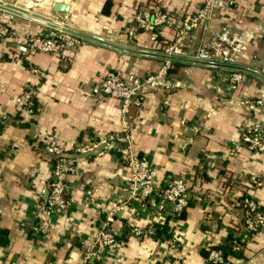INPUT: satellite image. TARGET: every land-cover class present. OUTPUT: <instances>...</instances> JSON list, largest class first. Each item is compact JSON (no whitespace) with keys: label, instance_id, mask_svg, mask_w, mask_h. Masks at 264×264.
Segmentation results:
<instances>
[{"label":"crops","instance_id":"1","mask_svg":"<svg viewBox=\"0 0 264 264\" xmlns=\"http://www.w3.org/2000/svg\"><path fill=\"white\" fill-rule=\"evenodd\" d=\"M58 2L63 3H5L144 56L90 42L62 56L30 53L20 41L0 38V230L6 233L0 264H83L85 252L96 250L101 233H111L117 243L100 264H170V258L208 264L209 251L219 249L231 235L242 244L238 257L229 256L227 264H264V229L254 236L241 234L239 205L243 197L252 196L264 214V153L251 152L242 142L246 129L264 126L263 81L244 74L243 83L233 85L232 72L184 64L172 75L177 89L148 90L144 106L132 111L133 150L156 168L157 187L172 178L187 180L191 204L182 214L165 213L157 201L133 196L130 171L114 145L108 149L100 144L121 131L120 102L93 90L112 69L123 77L157 73L163 65L162 47L175 42L185 19L198 14L204 0H67L69 13L56 14ZM46 5L52 6L49 13L35 9ZM155 8L168 15L173 27H165L156 42L145 33L129 41L127 29L135 14ZM2 22L33 37L54 31L0 10ZM211 30L252 36L238 67L264 75V0H237L235 8L217 13L208 26L201 23L184 41L186 52L194 54ZM29 90L37 93L33 115L16 107V99ZM247 101L261 105L250 109ZM51 140L76 160L77 172L65 178L69 212L53 234L44 236L30 218L33 201L41 194L43 202L48 198L53 162L44 149ZM118 201L124 203L121 211ZM149 225L163 234L132 235ZM169 237L176 240L174 250L166 245Z\"/></svg>","mask_w":264,"mask_h":264},{"label":"built area","instance_id":"2","mask_svg":"<svg viewBox=\"0 0 264 264\" xmlns=\"http://www.w3.org/2000/svg\"><path fill=\"white\" fill-rule=\"evenodd\" d=\"M1 2V1H0ZM237 0H204L202 9L195 16L187 17L183 27L178 31V37L165 51L168 58L163 60L161 69L146 77L140 78L136 75L121 76L116 70L108 72L103 82L97 86L93 93L120 102L121 131L108 139L100 142L106 148L114 145L115 152L123 160L126 168L130 171L131 194L139 195L142 202L157 201L159 210L165 213L179 215L184 213L191 204L187 180L185 178H172L166 180L161 188H158L156 181L158 172L147 156H138L133 150L131 137L132 124L131 113L133 110H140L146 101V92L156 90L169 92L177 89L178 83L170 74L173 67L171 58L182 57L192 58L205 63H218L225 66H238L239 55L244 46L251 40L252 36L237 37L230 36L219 31L209 32L208 39L204 41L194 54H188L185 50L184 41L197 29L201 23L207 26L211 24L215 15L220 12L235 8ZM172 28L166 13L159 8L153 11H139L135 14L132 23L127 29V37L131 42L138 39L140 33L149 34L152 41H157L160 33L165 28ZM0 38H13L22 42L23 46L30 53H42L48 55L62 56L67 50L79 48L87 41L62 31H51L47 35L36 37L22 35L13 31L8 25L0 23ZM244 74L232 72L230 83L239 85L243 82ZM37 93L33 90L24 92L16 99V107L25 110L33 115ZM247 108L253 109L261 103L245 102ZM168 106L167 102L163 107ZM242 142L251 152L264 153V126L248 128L243 132ZM44 152L52 158L53 170L51 182L46 192L48 198L43 202V194L33 201L31 222L39 223V232L44 236L53 234L56 231L58 221L64 217L71 208L69 198L70 188L66 177L77 172L76 160L72 159L66 150L55 140L45 147ZM231 156L235 155L232 151ZM118 209L123 210L124 203L118 201ZM243 212V221L240 228L241 234L254 236L264 229V214L260 209L258 201L252 196H245L239 201ZM108 223L112 222V216L107 218ZM33 223H29V226ZM158 227L149 225L145 229L136 228L132 235L137 238L153 237ZM115 236L111 233H101L96 240L95 251L87 250L83 258V264H99L108 248L116 244ZM241 240L234 242L233 251L240 252ZM166 245L174 250L176 240L169 237ZM93 259V260H91ZM170 264H181L179 260L169 259ZM208 264H227L224 253L221 249L209 251Z\"/></svg>","mask_w":264,"mask_h":264},{"label":"water","instance_id":"3","mask_svg":"<svg viewBox=\"0 0 264 264\" xmlns=\"http://www.w3.org/2000/svg\"><path fill=\"white\" fill-rule=\"evenodd\" d=\"M63 3L58 2L57 4L54 5L53 7V11L56 14H65V13H69L70 11V7L67 5V0H61ZM0 10L1 11H5L8 12L10 14L22 17L26 20H29L31 22L46 26L48 28H51L53 30L56 31H62L65 32L67 34H71L73 36H76L80 39H83L87 42L93 43L95 45H99V46H103L109 49H112L114 51L117 52H121V53H125V54H136L137 56H144L143 52H137L131 49H128L126 47L120 46L118 44L109 42L107 40L95 37L93 35L87 34L85 32H82L80 30H76L70 26L55 22L54 20H51L49 18L34 14L32 12L23 10L21 8L9 5L7 3H3L0 2ZM159 57L162 60H167V56L164 54H159ZM171 60L173 62H181L183 64H189V65H194V66H205V67H210V68H214V69H223V70H227L229 72H239V73H243V74H250L255 76L256 78H258L259 80L264 82V75L256 72L254 70L248 69V68H240L238 66H225V65H221L218 63H205V62H200L197 60H194L192 58H182V57H174L171 58ZM48 196V193H47Z\"/></svg>","mask_w":264,"mask_h":264},{"label":"trees","instance_id":"4","mask_svg":"<svg viewBox=\"0 0 264 264\" xmlns=\"http://www.w3.org/2000/svg\"><path fill=\"white\" fill-rule=\"evenodd\" d=\"M157 41H158V40H157ZM168 47H169V45H164V46L162 47L163 51H165ZM182 65H184V64L181 63V62H173V67H172V69L170 70V74H171V75H174L176 68H179V67H181ZM244 77H245V76H244ZM242 83H243V82H242ZM242 83H241V84H242ZM239 85H240V84H239ZM112 150H113V149H112ZM114 151H115V149H114ZM240 208H241V207H240ZM162 234H163V232H161L160 229L157 228L154 237H159V236H161ZM5 235H6V233L0 230V238L2 237L1 240H0L1 244H5L4 242H2V239H3V237H5ZM239 238H240V237H238L237 235H231V236L229 237V239L227 240V242L219 248V249H221V250L223 251V253H224V257H225L226 261H227V258H228L229 256L238 257L237 255H238L239 252H234V251H233V244H234V242H238V243H239V241H240Z\"/></svg>","mask_w":264,"mask_h":264},{"label":"rangeland","instance_id":"5","mask_svg":"<svg viewBox=\"0 0 264 264\" xmlns=\"http://www.w3.org/2000/svg\"><path fill=\"white\" fill-rule=\"evenodd\" d=\"M1 2L5 3L6 1H10V0H0ZM48 8H52V6H42V7H36L35 9L39 10L41 13H49L48 11H46ZM4 25H7L5 24L4 22H2Z\"/></svg>","mask_w":264,"mask_h":264}]
</instances>
